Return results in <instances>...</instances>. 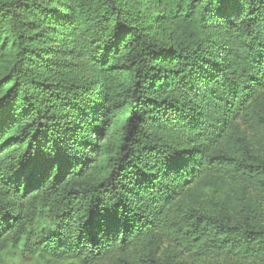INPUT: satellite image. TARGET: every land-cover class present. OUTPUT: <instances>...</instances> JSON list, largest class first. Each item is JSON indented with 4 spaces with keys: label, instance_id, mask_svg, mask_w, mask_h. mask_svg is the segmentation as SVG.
I'll return each instance as SVG.
<instances>
[{
    "label": "trees",
    "instance_id": "1",
    "mask_svg": "<svg viewBox=\"0 0 264 264\" xmlns=\"http://www.w3.org/2000/svg\"><path fill=\"white\" fill-rule=\"evenodd\" d=\"M58 1L0 0V249L264 264V0Z\"/></svg>",
    "mask_w": 264,
    "mask_h": 264
},
{
    "label": "rangeland",
    "instance_id": "2",
    "mask_svg": "<svg viewBox=\"0 0 264 264\" xmlns=\"http://www.w3.org/2000/svg\"><path fill=\"white\" fill-rule=\"evenodd\" d=\"M16 1L19 3V5L24 7V9H26V6L30 7V5L31 6L37 4L43 6L49 5L51 10L57 9L58 14L60 15L64 14L63 12L65 10V6L67 5L66 4L64 7H61L60 1L58 0H33L32 2H29L28 0H16ZM135 6L139 8L141 11H143L145 14L151 13L153 15H156L158 13V10L155 8L153 4V0H138L135 3ZM27 13L28 14L32 13V11H29ZM57 24L58 22L55 21V24L49 25L48 28H46V30L50 29L53 31H57V29L55 28ZM148 29L149 32L153 33L154 35L160 36L165 34V26L163 25L162 22L158 24H154V26H150ZM110 127H111V131H110L111 133L108 134L107 136L105 135L106 142L108 144L114 143L116 141L115 138L117 137V128H118L116 121L115 124L113 123L112 125L110 124ZM99 158H101V156H99ZM49 217L50 215L44 212L35 222L34 231L37 233L41 232V228H43L45 224L49 221ZM0 264H54V263L39 253L23 254L20 248H16L14 250L10 248L9 245L8 246L6 245L0 249Z\"/></svg>",
    "mask_w": 264,
    "mask_h": 264
}]
</instances>
